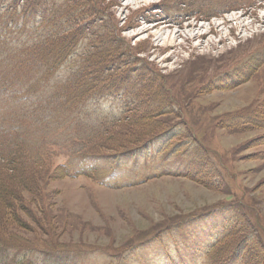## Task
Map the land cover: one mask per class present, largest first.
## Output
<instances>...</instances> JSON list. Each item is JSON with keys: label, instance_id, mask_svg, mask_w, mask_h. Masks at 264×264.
Segmentation results:
<instances>
[{"label": "rangeland", "instance_id": "374dc122", "mask_svg": "<svg viewBox=\"0 0 264 264\" xmlns=\"http://www.w3.org/2000/svg\"><path fill=\"white\" fill-rule=\"evenodd\" d=\"M83 1L104 16L84 41L101 37L103 49L114 38L120 61L134 64L119 71L122 90L84 119L98 123L72 152L98 159L69 155L78 134L60 124L57 99L39 92L46 119L28 132L47 161L25 172L36 185L21 190L18 210L2 206L0 243L18 249L1 263L219 264L205 256L221 238L214 251L232 247L220 258L239 245L243 257L264 253V0ZM43 26L36 38L48 32ZM243 117L261 119L262 127ZM166 129L179 132L172 143L195 179L168 165L177 159L159 138L139 146ZM63 163L72 164L67 177Z\"/></svg>", "mask_w": 264, "mask_h": 264}, {"label": "trees", "instance_id": "16d2710c", "mask_svg": "<svg viewBox=\"0 0 264 264\" xmlns=\"http://www.w3.org/2000/svg\"><path fill=\"white\" fill-rule=\"evenodd\" d=\"M56 2L13 0L7 7H0V114L3 115L0 117V213L3 212L2 206L9 207L10 211L18 210L15 202L23 196L21 190L32 193L36 185L35 175L30 177L31 175L25 172L34 173L33 169L39 168L41 161H47L30 140L28 132L31 126L46 119L36 104L39 92H47L57 99L60 124L62 127H73L74 132L78 134L70 145L72 150L69 154L83 160L94 159L100 155L72 152L79 149L77 143L81 142L83 147V144L91 139L89 137L81 141L80 138L98 123L84 121L85 116L92 113L89 109H92L97 101L122 90L116 84L119 71L129 67L131 63L134 64L130 62V57H124L120 61L121 54L116 51L118 41L114 38L110 37L111 41H114L113 46L103 49L99 40L101 37L97 36L90 42L84 41L93 37V24L98 23L99 19H104L103 13L98 11L97 7L93 8L81 0H65L60 7L55 6ZM85 19L89 23L84 25ZM41 25H44L41 30L45 28L48 32L36 38ZM102 32L106 34L107 31ZM55 79H61L63 83L56 84ZM31 97V101L27 102ZM158 107L157 104L155 108ZM79 110V115L72 117V114L75 112L77 115ZM156 113L158 112L152 113V117L162 116ZM33 116L34 121L31 122ZM243 118L252 119L257 123L252 127H262L259 118ZM120 120L122 119L117 118L112 124L104 125L103 131L106 133L112 126L119 124ZM71 132L69 131V134L74 133ZM163 135L167 136L163 149L170 150L171 156L177 159L174 163L169 159L168 163L176 166L177 170L185 169L187 175L183 178L192 177L193 164L181 162L182 156L178 154L177 145L174 147L172 143L180 135L179 132L170 129L158 133L151 132L139 146L143 148ZM136 148L117 152V155L128 154ZM59 170L65 177L70 174L67 166H60ZM232 219L233 224L237 225V217L233 216ZM232 227L233 233L236 226ZM223 240H219L205 256L206 259L216 263L222 261L223 264H264L263 252L255 258L253 255L243 257L240 245L236 248L234 246L235 250L229 257L226 255L220 258L232 247L231 245L229 248L225 242L214 251ZM0 249L15 251L18 247L5 242L0 243ZM238 250H242V254L239 259H234L232 256ZM248 250L251 252L252 249ZM213 252L216 259L212 258ZM1 262L0 258V264Z\"/></svg>", "mask_w": 264, "mask_h": 264}, {"label": "bare ground", "instance_id": "6f19581e", "mask_svg": "<svg viewBox=\"0 0 264 264\" xmlns=\"http://www.w3.org/2000/svg\"><path fill=\"white\" fill-rule=\"evenodd\" d=\"M187 26H191V24H188Z\"/></svg>", "mask_w": 264, "mask_h": 264}]
</instances>
